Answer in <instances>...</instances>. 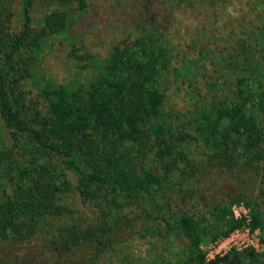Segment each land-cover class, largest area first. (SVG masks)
I'll list each match as a JSON object with an SVG mask.
<instances>
[{"label":"trees","instance_id":"1","mask_svg":"<svg viewBox=\"0 0 264 264\" xmlns=\"http://www.w3.org/2000/svg\"><path fill=\"white\" fill-rule=\"evenodd\" d=\"M34 2L0 0V240L99 251L138 215L182 239L178 264H220L201 243L240 226L231 207L254 197L223 191L204 206L206 176L255 172L264 198V0L205 43L172 37L153 0H138L105 56L70 43L85 75L66 82L37 64L88 2L48 0L36 21ZM251 227L264 229L255 209Z\"/></svg>","mask_w":264,"mask_h":264},{"label":"rangeland","instance_id":"2","mask_svg":"<svg viewBox=\"0 0 264 264\" xmlns=\"http://www.w3.org/2000/svg\"><path fill=\"white\" fill-rule=\"evenodd\" d=\"M191 1L192 4L186 7L180 5L178 0H153L154 8L161 11L172 37L187 42L194 40L205 43L215 39L227 25L239 19L245 9L259 0ZM87 2V9L75 16L71 32L64 37H55L44 45L37 64V70L41 74L58 82L81 81L85 71L77 67L72 57L68 56L70 43L74 42L77 47L83 46L91 53L103 57L109 43L121 37L125 31L131 30L132 18L139 15L138 0ZM47 7L48 0H35L32 7L35 21L41 18ZM234 175L235 171L229 172L226 169L211 170L203 182L208 187L201 196L204 206L213 207L215 199L223 191L234 195L244 192V196L251 194L254 198L249 205L244 200L240 203L245 205L249 214L252 215V210L255 209L264 218V198L259 194L261 175L248 172L242 174L243 178L240 179ZM76 199L79 201L78 195ZM240 203H235L232 207ZM79 205L80 211H86V223L93 221L92 212L83 208L80 201ZM144 220L138 215L124 218L114 229L113 239L108 240V246L99 251L88 245L73 248L72 251H61L48 247L43 234L21 242L0 240V264H178L182 239L171 232L167 234L157 229L159 226L155 221L147 223ZM216 229L215 223H211L209 230ZM260 237L264 243V229H261ZM214 239L206 240L201 245L206 247ZM218 257L223 258L220 264H264V245L258 251L251 248L230 249ZM252 257L255 258L251 259Z\"/></svg>","mask_w":264,"mask_h":264},{"label":"built area","instance_id":"3","mask_svg":"<svg viewBox=\"0 0 264 264\" xmlns=\"http://www.w3.org/2000/svg\"><path fill=\"white\" fill-rule=\"evenodd\" d=\"M233 217L235 219H243L240 226L234 228L226 235L210 241L206 247L200 245L207 260L218 257L223 252L230 249L240 250L243 248H251L258 251L263 248L264 243L261 240V229L259 227H251V214L242 203L231 207Z\"/></svg>","mask_w":264,"mask_h":264},{"label":"flooded vegetation","instance_id":"4","mask_svg":"<svg viewBox=\"0 0 264 264\" xmlns=\"http://www.w3.org/2000/svg\"><path fill=\"white\" fill-rule=\"evenodd\" d=\"M256 255V254H255ZM255 257H252L251 259H254Z\"/></svg>","mask_w":264,"mask_h":264},{"label":"clouds","instance_id":"5","mask_svg":"<svg viewBox=\"0 0 264 264\" xmlns=\"http://www.w3.org/2000/svg\"><path fill=\"white\" fill-rule=\"evenodd\" d=\"M235 15V14H234Z\"/></svg>","mask_w":264,"mask_h":264}]
</instances>
